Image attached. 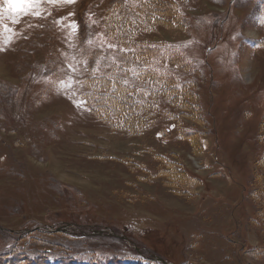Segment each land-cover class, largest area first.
<instances>
[{"label":"rangeland","instance_id":"374dc122","mask_svg":"<svg viewBox=\"0 0 264 264\" xmlns=\"http://www.w3.org/2000/svg\"><path fill=\"white\" fill-rule=\"evenodd\" d=\"M140 1L123 0L118 14L131 6L159 16L138 36L178 45L186 68H171L168 86L197 93L200 149L176 134L180 121L192 124L188 112L178 122L158 114L151 129L129 134L77 107L79 85L75 96L60 90L61 79L80 81L117 55L102 20L117 13L113 0H41L38 16L10 13L0 0V252L96 259L88 264H264V6L158 0L169 10L154 14L152 1ZM157 154L199 181L169 185Z\"/></svg>","mask_w":264,"mask_h":264},{"label":"trees","instance_id":"16d2710c","mask_svg":"<svg viewBox=\"0 0 264 264\" xmlns=\"http://www.w3.org/2000/svg\"><path fill=\"white\" fill-rule=\"evenodd\" d=\"M150 1H152V7L149 10L154 14L157 10L160 12L169 10L167 4L164 6L158 0ZM140 3L144 4L145 2L141 0ZM112 5H117V13L111 14V12H107L110 10H106L105 24L107 33L116 40L119 48H125L129 51L127 53L120 51V61L106 68L103 66V70L96 75L98 77L101 75L105 77L111 76L118 80L128 79L129 90L133 91L135 99L129 98L127 102L118 100L109 102L107 99H102V97H115L119 94H124V88L118 84L117 88L119 92H114L110 83H108L107 87L94 86L92 73H89L84 79V87L86 88L84 97L90 110L108 129L139 135L145 130L151 129L157 121L158 114L160 117L164 116L160 112L157 113L161 102L162 107H170L171 110L163 112H167L171 117L175 114L179 116L183 112H188L186 117L191 119L192 124L190 127L179 126L177 134L180 138L192 144L196 150L200 149V144L197 145V139L205 131L197 127V125L200 126L203 123L197 93L192 92L196 94V96H193L185 90H179L175 94H170L171 91L177 90H169L168 86H175V81L171 80L167 74L173 73L171 68L179 69V60L182 62L183 58L180 57L179 52L174 51L173 46L165 42L166 40L144 39L138 36L151 29L155 22L161 18L157 16V18L151 20V15L136 16L132 13L133 8L131 6H129L132 9H130V14H118L120 11L125 13L126 6L121 0H113ZM133 66L141 73L139 77H133L131 72L122 71L124 68H131ZM180 67L186 68L185 66ZM145 68H147V71H145ZM137 88L142 90L138 95L134 92V89ZM144 92H148L149 94L145 96ZM89 93L91 95H88ZM135 100H139L141 103L136 104ZM174 121L178 122L177 119ZM262 152L261 155L263 157L261 156L259 161L264 165V151ZM157 156L162 159L164 166L163 169H160L159 176L164 177L169 185L172 186V184L176 183L195 185L199 181L196 176L188 174L176 160L161 154H157ZM172 188L175 191L177 187ZM262 217H264V214ZM61 258L64 259V264H76L71 254L61 255ZM0 264H44V261L37 252L14 250L11 247L0 252Z\"/></svg>","mask_w":264,"mask_h":264},{"label":"snow or ice","instance_id":"6c2138e0","mask_svg":"<svg viewBox=\"0 0 264 264\" xmlns=\"http://www.w3.org/2000/svg\"><path fill=\"white\" fill-rule=\"evenodd\" d=\"M40 2L41 0H4V3L7 5L6 10L9 11L10 13H13V14L22 13L24 15H28L29 13H31L32 15H35V16H38L39 12H35L33 11V9ZM66 2L73 3L74 0H66ZM261 23H264V19H262ZM70 27L73 32L79 31V24L75 21L72 22ZM89 43H91V41H89ZM107 46L109 49L117 48V45L112 44V43H109ZM119 51L127 53L129 50L125 48H120ZM99 64H100V60L98 59L96 61L97 67L92 69V81H93L94 86L99 85L101 87H107L108 83H110L112 85V90L114 92H119V89L117 88L118 84L122 85L124 88V94H119L115 97H111V96L106 97V98L102 97V99H107L109 102L112 100L127 102L129 98L135 99V97L133 96V91L129 90V80L128 79L118 80L114 77H111V76L105 77L103 75L98 77L96 74L99 72ZM72 71L75 72L76 69L72 67ZM122 71L131 72L133 77H139L141 75V73L134 66L131 68H124L122 69ZM145 71H147V68H145ZM74 84L79 85L80 87H83L84 82L74 80L71 76H69L67 80L61 79L59 81L60 90L64 91L65 94H70L72 96H75L77 94L75 91H72ZM141 91L142 90L139 88L134 89V92L137 95ZM148 94H149L148 92H144L145 96H147ZM88 95H91V94L89 93ZM73 102L76 104L77 107H81L87 101L84 99H80V100H74ZM135 103L139 104L141 103V101L135 100Z\"/></svg>","mask_w":264,"mask_h":264}]
</instances>
